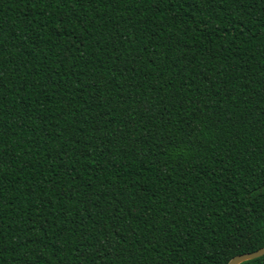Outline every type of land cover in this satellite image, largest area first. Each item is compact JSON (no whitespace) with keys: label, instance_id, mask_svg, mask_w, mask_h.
Returning <instances> with one entry per match:
<instances>
[{"label":"trees","instance_id":"obj_1","mask_svg":"<svg viewBox=\"0 0 264 264\" xmlns=\"http://www.w3.org/2000/svg\"><path fill=\"white\" fill-rule=\"evenodd\" d=\"M263 245L264 0H0V264Z\"/></svg>","mask_w":264,"mask_h":264},{"label":"water","instance_id":"obj_2","mask_svg":"<svg viewBox=\"0 0 264 264\" xmlns=\"http://www.w3.org/2000/svg\"><path fill=\"white\" fill-rule=\"evenodd\" d=\"M264 255V245L257 250L233 256L227 264H240L241 262Z\"/></svg>","mask_w":264,"mask_h":264}]
</instances>
